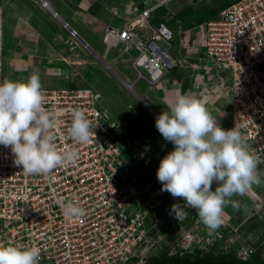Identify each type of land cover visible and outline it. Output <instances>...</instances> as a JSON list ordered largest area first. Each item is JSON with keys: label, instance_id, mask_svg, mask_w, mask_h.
Masks as SVG:
<instances>
[{"label": "built area", "instance_id": "1", "mask_svg": "<svg viewBox=\"0 0 264 264\" xmlns=\"http://www.w3.org/2000/svg\"><path fill=\"white\" fill-rule=\"evenodd\" d=\"M176 1L142 0L140 8L130 0L127 14L132 18L104 27L102 42L108 48L119 45L124 54L135 52L129 62L135 78L119 81L134 99L143 100L134 90L137 83L150 91L176 70L187 69L189 82L202 78L210 92L225 95L231 128L264 160V0L235 1L217 19L181 31L177 47L166 17L152 23L158 9L168 10ZM186 1L191 5L203 0ZM40 4L47 7L46 1ZM68 33L79 38L70 27ZM197 46L199 59L188 63L187 51ZM83 47L89 50L86 43ZM2 56L0 5V82L10 80ZM66 82V87L42 88L43 106L52 114L57 151H75L77 159L47 175H27L14 164L10 147L0 145V244L39 247V264H146L162 252L229 253L241 261L252 256L256 244L242 238L240 223L232 225L222 216L219 228L209 233L191 208L177 220L170 209L176 203L183 207V200L161 191L158 167L153 168L160 150L133 135L126 121L109 117L98 91L73 88L68 77ZM172 83L181 84L175 79ZM72 109L84 111L91 123L94 136L87 144L68 134ZM259 165L264 168V163ZM69 201L84 209L82 217L65 215L62 204Z\"/></svg>", "mask_w": 264, "mask_h": 264}, {"label": "clouds", "instance_id": "2", "mask_svg": "<svg viewBox=\"0 0 264 264\" xmlns=\"http://www.w3.org/2000/svg\"><path fill=\"white\" fill-rule=\"evenodd\" d=\"M54 127L52 114L43 106L38 70L23 82H0V145L10 147L14 164L25 174L47 175L77 159L75 151H57ZM155 127L173 145L156 170L161 191L183 200V207L173 204L171 213L182 220L187 215L185 209L191 208L209 233L215 232L229 198L261 182L257 169L264 160L251 153L236 127L222 128L207 107L188 94L177 95L168 110L156 117ZM68 134L80 144L94 136L84 111L72 109ZM214 182L219 186L212 190ZM62 207L69 218L84 215V209L74 202ZM39 260V247L0 244V264H39Z\"/></svg>", "mask_w": 264, "mask_h": 264}, {"label": "crops", "instance_id": "3", "mask_svg": "<svg viewBox=\"0 0 264 264\" xmlns=\"http://www.w3.org/2000/svg\"><path fill=\"white\" fill-rule=\"evenodd\" d=\"M40 1H46L47 7H42ZM129 1L0 0L3 12L2 57L5 74L9 76L11 81H26L34 70H38L41 84L42 79L48 78L52 80L54 85L64 84L67 77L71 83L77 84L80 79L75 82V80H72V76L79 75V73H71L73 68L71 67L72 65L68 64V58L71 53L75 54L77 60L73 66L81 70L80 66L85 63L83 53L92 51L96 55L95 57L102 58L105 66L109 67L111 75L116 77L117 74L112 67L106 61L104 62L110 49L114 48V46L108 48L102 42L103 29L108 24H115L132 18V15L127 14V10L130 9ZM112 9L116 11L113 12ZM63 23H66L68 28H65ZM74 26L76 28L81 27V29L89 31L97 38L99 37L100 43L96 44L103 53L98 55L84 41ZM69 27L77 32L78 39L70 38ZM83 43L88 45L89 50L83 47ZM133 56L130 55L128 58L129 62ZM199 57V46L196 49L190 48L187 51L188 63L196 62ZM181 72H187V69H182ZM81 73L80 78H82L83 70H81ZM173 79L181 84L172 83ZM187 79L186 73L180 75V77L169 76L160 85L150 90L152 101L156 107L155 110L149 108L152 113L156 114L157 117L162 111H167L168 106L174 101L176 96L182 94L181 85L186 84L187 88L183 94L199 99L218 120L222 128L225 130L231 129V107L225 95L221 96L208 91L205 86V80L202 78L198 79L196 83L189 82ZM149 112L150 110L146 109L147 117L143 115L142 118L139 117L130 121V124L134 123V126L131 125L134 135L150 140L155 145H157L155 142L157 140L164 148H167L165 140H161L159 137L160 133L155 129L156 117L151 116ZM171 144L169 142V149H173Z\"/></svg>", "mask_w": 264, "mask_h": 264}, {"label": "rangeland", "instance_id": "4", "mask_svg": "<svg viewBox=\"0 0 264 264\" xmlns=\"http://www.w3.org/2000/svg\"><path fill=\"white\" fill-rule=\"evenodd\" d=\"M120 1L121 0H116V2ZM213 1L214 3H216L215 7L219 6L218 4L220 2H216L215 0H203L199 2L200 4L194 3L191 5L197 8L199 5H201V3H203V5H208ZM135 2L137 3V1ZM188 5H190V3H188L186 0H178L170 4L168 6V10H166L167 12H169V15H166V12L165 17L167 19L170 18L177 11L185 8ZM69 23L71 24V22ZM76 29L78 30V33L84 39V41L87 42L98 55H101L103 53V51H101V49L96 44L100 43L99 37L97 38L89 31L81 29V27ZM172 31L174 34V45L177 47L179 46V40L182 37L181 30L172 29ZM201 34L202 33L200 29H198V31H195L197 40H199V35L201 36ZM130 55H135V53L132 52L130 54H124L122 53L120 46L118 45L117 47L111 48L109 54L104 59V62L106 61L112 67L114 72L122 78L121 80H126L129 82L135 78L133 72L129 68L128 58L130 57ZM83 58L85 60V63L80 66L81 70H83L82 78H80L79 76L82 74L81 70H79L80 68L76 69V67L73 66L76 63L77 56L72 53L70 54V57L68 58V64L72 65L71 67L73 69L71 73H79V75L72 76V80L78 82V79H80L77 83L78 85L76 84L77 86L90 87L95 89L96 91H99L103 99L101 100V106L107 111L108 116L126 121L130 131L133 132V127H131V125L134 126V123L130 124V121L136 118L138 119L139 117L142 118L143 115H145L144 117H147L146 109L150 110L151 112L152 110L149 108H152L154 110L156 109L155 104L152 101V96L146 85L142 82H139L135 85L134 90L141 96L143 100L134 99L133 95L128 92V90L123 86L121 80L119 81V77L117 75L116 77L111 75L112 73L109 67L105 66L102 58H99L98 56L95 57V55L90 51L85 52V54L83 53ZM185 73L186 75H188V72H182L183 75ZM69 77L71 78L70 75ZM21 82H23V80H21ZM67 83L68 82H65L64 84L59 83L58 85H54L52 83V80L48 78L42 79L41 86L42 88H61L66 87ZM116 115L117 117H115ZM159 137L161 138V140H164L161 135H159ZM165 143L168 147L169 142L165 141ZM171 146L173 147L172 144ZM172 150L173 149H169L167 153ZM164 151H162L161 153L162 158L167 154ZM159 163L160 160L153 164V168H157L159 166ZM257 173L258 175H260L261 182L259 184H253L251 188L244 194H234L232 197H230V202L224 206L223 216L232 225L237 226L239 225V223L242 225L240 226V231L243 230L241 234L244 240L259 245L263 243L264 240V168L258 165ZM216 184L217 183H213L212 190H215V188L219 186L218 184ZM253 193L256 195V198H254V196L252 195Z\"/></svg>", "mask_w": 264, "mask_h": 264}, {"label": "trees", "instance_id": "5", "mask_svg": "<svg viewBox=\"0 0 264 264\" xmlns=\"http://www.w3.org/2000/svg\"><path fill=\"white\" fill-rule=\"evenodd\" d=\"M137 1V4L140 8L143 7L142 0H134ZM219 1V6L215 7L214 1L210 4L199 5L197 8L192 5H188L185 8L177 11L173 16L166 19V24L171 29H179L181 31L192 29L204 22L209 20L217 19L219 17L220 12L234 3L237 0H215ZM200 4V3H199ZM165 8L158 9L152 18V23L157 25L160 22H164ZM264 69V67L262 68ZM180 77L183 75L181 69L176 70L170 76ZM76 84L71 83V87H76ZM187 88L186 84L181 85V93L183 94ZM99 92V91H98ZM100 93V92H99ZM101 95V94H100ZM102 97V96H101ZM103 100V99H102ZM117 117V115L115 116ZM157 145L154 144L155 148L160 150V154L162 151L167 153L169 147H163L157 140H155ZM164 148V149H163ZM163 152V153H164ZM162 159V156L160 160ZM264 235V233H263ZM146 264H264V240L263 243L256 245V250L252 254V256L246 260L241 261L236 259L232 254L227 253H216L209 252L205 255H200L198 252L192 254H183L174 256H167L166 252H162L157 257H151Z\"/></svg>", "mask_w": 264, "mask_h": 264}]
</instances>
